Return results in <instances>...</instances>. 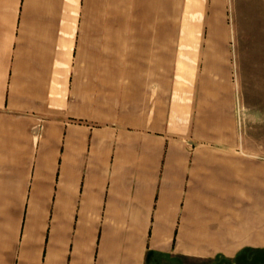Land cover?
Instances as JSON below:
<instances>
[{"label": "crops", "instance_id": "1", "mask_svg": "<svg viewBox=\"0 0 264 264\" xmlns=\"http://www.w3.org/2000/svg\"><path fill=\"white\" fill-rule=\"evenodd\" d=\"M200 1L0 0V264L264 254V136Z\"/></svg>", "mask_w": 264, "mask_h": 264}, {"label": "rangeland", "instance_id": "2", "mask_svg": "<svg viewBox=\"0 0 264 264\" xmlns=\"http://www.w3.org/2000/svg\"><path fill=\"white\" fill-rule=\"evenodd\" d=\"M186 9L192 0H183ZM200 4V0H197ZM213 0H206L209 15ZM219 13L215 23L225 27L227 39L235 48L241 81L242 109L248 131L264 136V0H217ZM217 7V6H216ZM197 12L190 14V21L197 22ZM178 15V21H181ZM212 28V25H211ZM177 264H264V254L249 252L243 260L179 261Z\"/></svg>", "mask_w": 264, "mask_h": 264}]
</instances>
